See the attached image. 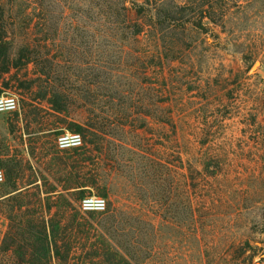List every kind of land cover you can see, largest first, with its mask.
Segmentation results:
<instances>
[{
  "label": "rangeland",
  "instance_id": "1",
  "mask_svg": "<svg viewBox=\"0 0 264 264\" xmlns=\"http://www.w3.org/2000/svg\"><path fill=\"white\" fill-rule=\"evenodd\" d=\"M124 2L128 22L143 27L133 39L111 33L93 0H0L15 47L38 49L77 81L68 111L54 114L37 87L18 86L37 78L33 64L6 76L20 116L0 114V152L29 159L30 137L47 149L70 123L102 121L105 134L71 170L95 183L85 196L128 221L124 233L137 227L140 264H247L248 255L264 264V0L228 1L224 20L200 21L206 33L183 20L158 30L136 13L142 0ZM97 69L110 86L89 85V105L77 89ZM6 230L0 211V244ZM245 243L254 251L239 256Z\"/></svg>",
  "mask_w": 264,
  "mask_h": 264
},
{
  "label": "trees",
  "instance_id": "2",
  "mask_svg": "<svg viewBox=\"0 0 264 264\" xmlns=\"http://www.w3.org/2000/svg\"><path fill=\"white\" fill-rule=\"evenodd\" d=\"M228 1L182 0L181 6L169 8L165 1L142 0L143 5L133 6L137 14L148 15L149 25L158 30L183 20L206 33L207 29L202 27L200 21L206 20L210 24L216 23L217 19L224 20ZM93 2L98 10L97 16L104 17L109 24L107 29L114 35L126 34L127 39H133L142 33L141 25L128 22L124 0ZM6 18L5 9L0 5V95L9 86L8 80L4 81L6 76H12L13 71L18 73L33 64L37 69V78L27 82L17 81L19 88L31 91L37 87L35 95L47 104L52 113H66L77 82L72 78L73 72L71 74L70 69L47 60L38 49L28 44L16 48L9 38ZM89 73L92 74L91 79L80 84L77 90L87 104L93 105L95 100H90L88 96L89 85L103 91L110 86L109 75L100 69ZM11 114L18 119L19 107ZM27 117L25 111L23 119L26 121ZM161 121L171 125L169 119L162 118ZM33 123L41 124L39 120ZM104 125V122L94 123L92 119L86 123H70L67 130L81 137L78 147L60 149L57 138L61 133H56L58 136L52 139L47 149H44V145L36 146L40 137L35 136L37 143H32L30 137L27 147L29 159H24L21 154L0 152V170L4 176L0 184V211L7 220V230L0 244V264H140L137 251L141 248V241H131L138 233L136 226L128 225L124 233L123 228L128 221L121 223L123 220H117L110 203L101 212H82L79 209V202L86 197V187H93L95 183L79 181V171H73L75 168L70 161H77L87 154V142H95L96 131L105 134ZM15 131V127L9 124V132ZM25 132L37 134L35 130L31 132L25 129ZM37 149H41L39 157ZM99 194L107 197L106 192L100 191ZM246 249L254 251L245 243L239 249V256L245 255ZM253 257H245L247 264L251 263Z\"/></svg>",
  "mask_w": 264,
  "mask_h": 264
},
{
  "label": "built area",
  "instance_id": "3",
  "mask_svg": "<svg viewBox=\"0 0 264 264\" xmlns=\"http://www.w3.org/2000/svg\"><path fill=\"white\" fill-rule=\"evenodd\" d=\"M18 108L17 98L9 93L0 95V114L11 113ZM57 144L60 149L78 147L81 145L79 134L63 133L58 136ZM4 180L2 171L0 170V183ZM106 207L105 199L98 196H86L79 202V209L82 212H101Z\"/></svg>",
  "mask_w": 264,
  "mask_h": 264
}]
</instances>
